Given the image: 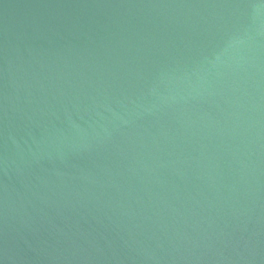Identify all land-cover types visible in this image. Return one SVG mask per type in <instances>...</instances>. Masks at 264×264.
Here are the masks:
<instances>
[{"label":"water","instance_id":"95a60500","mask_svg":"<svg viewBox=\"0 0 264 264\" xmlns=\"http://www.w3.org/2000/svg\"><path fill=\"white\" fill-rule=\"evenodd\" d=\"M0 264H264V0H0Z\"/></svg>","mask_w":264,"mask_h":264}]
</instances>
